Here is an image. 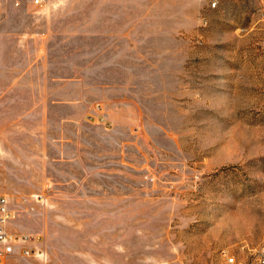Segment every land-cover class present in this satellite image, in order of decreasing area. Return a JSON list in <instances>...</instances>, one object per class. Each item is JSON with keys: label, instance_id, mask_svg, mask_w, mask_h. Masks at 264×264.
I'll list each match as a JSON object with an SVG mask.
<instances>
[{"label": "rangeland", "instance_id": "374dc122", "mask_svg": "<svg viewBox=\"0 0 264 264\" xmlns=\"http://www.w3.org/2000/svg\"><path fill=\"white\" fill-rule=\"evenodd\" d=\"M3 194L6 264H251L264 0H0Z\"/></svg>", "mask_w": 264, "mask_h": 264}, {"label": "built area", "instance_id": "2783aa9c", "mask_svg": "<svg viewBox=\"0 0 264 264\" xmlns=\"http://www.w3.org/2000/svg\"><path fill=\"white\" fill-rule=\"evenodd\" d=\"M43 0H35L36 3H41ZM13 216L12 205L7 195H0V264H6L8 257L16 251V241L18 237L11 234L8 230V223ZM249 255L251 256V264H264V243L256 246L248 247ZM26 257H36L44 264L48 258V252L45 247H29L26 246L22 250ZM226 258L230 264L238 263L236 257L224 251ZM249 264V263H248Z\"/></svg>", "mask_w": 264, "mask_h": 264}, {"label": "crops", "instance_id": "0c3cea01", "mask_svg": "<svg viewBox=\"0 0 264 264\" xmlns=\"http://www.w3.org/2000/svg\"><path fill=\"white\" fill-rule=\"evenodd\" d=\"M9 226V225H8Z\"/></svg>", "mask_w": 264, "mask_h": 264}]
</instances>
